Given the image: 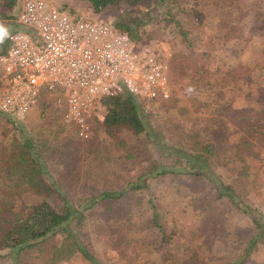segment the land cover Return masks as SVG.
<instances>
[{
  "label": "rangeland",
  "instance_id": "1",
  "mask_svg": "<svg viewBox=\"0 0 264 264\" xmlns=\"http://www.w3.org/2000/svg\"><path fill=\"white\" fill-rule=\"evenodd\" d=\"M52 1L74 9L79 18L86 14L91 20L131 24L137 27L140 44L171 54V97H138L151 137L123 128L116 134L123 142L105 135L96 141L82 139L83 151L72 165L76 172L62 154V143L52 138L46 143L49 148L42 155L46 179L60 185L83 213L79 234L85 244L103 264H226L236 259L254 234L252 219L264 222V0H176L167 5L146 0L137 5L122 2L100 13L86 0ZM4 9L0 0V10ZM7 22L0 25L6 27ZM191 61L208 70L206 78L179 72ZM51 113L42 115L36 105L24 122L26 134ZM105 113V106L99 107L95 123ZM211 125L227 134L224 146L217 142L221 146L211 163L213 171L148 173L154 159L172 169L177 153L194 150L181 135ZM238 133L252 141L248 152L256 155L243 174L226 163L232 150L225 147ZM3 135L0 132V140ZM99 143L103 148L95 151ZM211 175L231 185L249 212L227 197L219 198ZM137 183L143 188L129 191ZM125 189L123 197L95 203L94 194ZM60 194L55 192L49 200L62 205ZM41 199L30 191L23 194L28 204ZM153 207L159 209L163 230L150 222ZM0 264L11 261L0 259ZM244 264H264V240Z\"/></svg>",
  "mask_w": 264,
  "mask_h": 264
},
{
  "label": "trees",
  "instance_id": "2",
  "mask_svg": "<svg viewBox=\"0 0 264 264\" xmlns=\"http://www.w3.org/2000/svg\"><path fill=\"white\" fill-rule=\"evenodd\" d=\"M86 1L91 4L95 13H100L105 8L122 2L137 5L146 0ZM155 1L161 5H167L176 0ZM2 3L5 9L0 10V24L4 20L10 21L8 28L11 29L16 24L14 19L16 18L18 0H2ZM60 6L68 8L66 5ZM70 10L77 13L74 9ZM84 15L86 16V14ZM112 24L127 31L133 39L138 41L136 38L137 27L120 21ZM183 36L188 40L187 33L183 32ZM9 46V40L4 36L0 37V56L5 54ZM178 70L184 75L188 73L198 78H206L208 73L207 69L192 61L189 64L185 62ZM101 104V107L105 106L106 108L104 118L97 120L96 123L94 120L92 137L86 141L94 138L95 141L100 140V137L105 135L113 141L123 142L118 140L116 135L117 131L123 128L129 129L137 135L144 133L151 137L144 118L142 103L137 96L123 94L106 97L102 99ZM37 106L41 108V114L43 112L47 114V111L50 110L52 113L45 115L48 118H43V122L39 123L38 128L27 130L28 135L24 122L0 113V132L4 134L3 139L0 140V259L11 261V264H70L75 260H80L84 264H103L79 234L83 213L65 195L64 189L60 185L47 181V170L42 160L43 152L49 148L46 144L49 139L52 138L55 142L58 140V143L63 144L62 154L71 164V171L76 172V166L72 165L84 147L81 143L82 139L78 135L77 126L66 123L61 118L60 112L63 106L58 104L54 100V96L52 98L45 88L42 90ZM1 125L4 129L1 128ZM256 126L259 127V124ZM256 132L258 131L256 130ZM184 134L186 136L181 135V138L186 142L185 138L187 137V140L192 143L193 152L177 153L172 169L160 163L158 159H154L149 174L157 172V174L165 176L177 174L180 170L179 173L187 174L194 170L204 172L209 169V172L213 171L212 160L218 154L220 146L225 145L227 134L214 125ZM234 136H238L237 139L233 140L230 147H225L232 150L226 163L235 167L236 173L243 174L250 165L251 158H255L256 155L248 152L253 145L250 139L240 133ZM60 139L62 140L60 141ZM34 140L38 141L36 142L39 147L34 145ZM218 141H221L222 144L218 145ZM157 144V140H153L154 147L163 155L164 151L161 147L158 148ZM102 148L99 143L94 150H102ZM213 177L214 175H211V182L215 186L217 196L219 198L227 197L235 207L248 213L249 207L239 203L234 188L231 185H224L221 181L215 180L216 177H214L215 179ZM143 186L139 183L134 184L129 191L141 190ZM28 191L42 199L35 204L26 203L23 200V194ZM55 192L61 193L63 202L60 206L49 200V197ZM126 192L125 189L94 194L95 203L123 197ZM160 216L159 209L153 207L150 222L162 229L164 225L160 222ZM252 221L254 234L249 238L243 252L236 259L227 260L226 264L246 263L258 244L264 240V222L258 218H253ZM163 238H166L164 231Z\"/></svg>",
  "mask_w": 264,
  "mask_h": 264
},
{
  "label": "built area",
  "instance_id": "3",
  "mask_svg": "<svg viewBox=\"0 0 264 264\" xmlns=\"http://www.w3.org/2000/svg\"><path fill=\"white\" fill-rule=\"evenodd\" d=\"M16 10L17 25L6 23L10 46L0 56V113L25 122L45 88L63 106V120L86 140L102 99L171 97V54L52 0H18Z\"/></svg>",
  "mask_w": 264,
  "mask_h": 264
},
{
  "label": "clouds",
  "instance_id": "4",
  "mask_svg": "<svg viewBox=\"0 0 264 264\" xmlns=\"http://www.w3.org/2000/svg\"><path fill=\"white\" fill-rule=\"evenodd\" d=\"M7 35V28L3 25H0V37Z\"/></svg>",
  "mask_w": 264,
  "mask_h": 264
}]
</instances>
